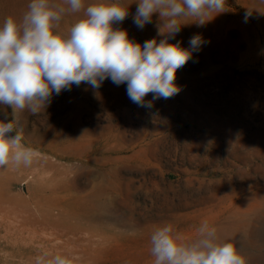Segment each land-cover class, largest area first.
<instances>
[{
	"label": "rangeland",
	"instance_id": "rangeland-1",
	"mask_svg": "<svg viewBox=\"0 0 264 264\" xmlns=\"http://www.w3.org/2000/svg\"><path fill=\"white\" fill-rule=\"evenodd\" d=\"M29 2L0 0V24L21 19ZM112 2L130 5L114 28L141 45L164 39L158 14L142 29L133 23L134 0H84ZM81 18L65 15L62 30ZM195 35L202 44L177 70L180 91L149 93L151 108L106 79L22 114L23 142L38 156L31 167L0 169V264H34L42 250L79 264H153L157 227L191 239L205 220L248 264H264V0H226L224 12L182 25L168 42L189 49ZM11 111L0 105V120Z\"/></svg>",
	"mask_w": 264,
	"mask_h": 264
},
{
	"label": "clouds",
	"instance_id": "clouds-1",
	"mask_svg": "<svg viewBox=\"0 0 264 264\" xmlns=\"http://www.w3.org/2000/svg\"><path fill=\"white\" fill-rule=\"evenodd\" d=\"M133 23L142 29L154 14L162 21L156 39L141 45L128 32L113 25L129 15V6L99 3L85 7L84 0H30L22 18L9 16L0 24V105L11 108V119L0 120V169L28 168L38 156L23 141L20 117L36 115L48 106L52 94L82 83L99 89L106 79L126 84L129 99L140 107L145 101L168 99L178 94L177 70L191 59L202 38H190V48L171 44L181 26H203L225 11L226 0H134ZM83 11L67 32L61 20ZM251 15L246 12L245 21ZM182 21H185L182 23ZM190 21V22H187ZM167 29V31H162ZM7 115V114H6ZM15 133L14 135H10ZM153 264H248L247 257L231 241H221L217 228L206 220L187 239L170 223L157 227L150 236ZM79 257L40 251L34 264H79Z\"/></svg>",
	"mask_w": 264,
	"mask_h": 264
},
{
	"label": "bare ground",
	"instance_id": "bare-ground-1",
	"mask_svg": "<svg viewBox=\"0 0 264 264\" xmlns=\"http://www.w3.org/2000/svg\"><path fill=\"white\" fill-rule=\"evenodd\" d=\"M15 202H17V201H15Z\"/></svg>",
	"mask_w": 264,
	"mask_h": 264
}]
</instances>
